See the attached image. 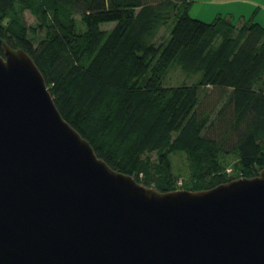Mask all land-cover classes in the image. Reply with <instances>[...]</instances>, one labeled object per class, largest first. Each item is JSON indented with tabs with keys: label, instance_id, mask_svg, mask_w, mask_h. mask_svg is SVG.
<instances>
[{
	"label": "trees",
	"instance_id": "trees-1",
	"mask_svg": "<svg viewBox=\"0 0 264 264\" xmlns=\"http://www.w3.org/2000/svg\"><path fill=\"white\" fill-rule=\"evenodd\" d=\"M191 7L0 0V54L4 44L26 51L63 117L142 185L201 191L256 177L264 169V26L207 22ZM177 153L188 162L184 175L173 167Z\"/></svg>",
	"mask_w": 264,
	"mask_h": 264
},
{
	"label": "water",
	"instance_id": "water-1",
	"mask_svg": "<svg viewBox=\"0 0 264 264\" xmlns=\"http://www.w3.org/2000/svg\"><path fill=\"white\" fill-rule=\"evenodd\" d=\"M0 264H264V169L159 192L98 157L23 49L0 54Z\"/></svg>",
	"mask_w": 264,
	"mask_h": 264
},
{
	"label": "crops",
	"instance_id": "crops-1",
	"mask_svg": "<svg viewBox=\"0 0 264 264\" xmlns=\"http://www.w3.org/2000/svg\"><path fill=\"white\" fill-rule=\"evenodd\" d=\"M248 0H243L247 4ZM260 4L252 1L250 5L254 9L248 13L242 10V6L235 0H192L190 14L193 17H198L201 20L211 22L219 16H225L229 19L239 17V23L245 22L248 19L255 20L264 26V0H258Z\"/></svg>",
	"mask_w": 264,
	"mask_h": 264
},
{
	"label": "rangeland",
	"instance_id": "rangeland-1",
	"mask_svg": "<svg viewBox=\"0 0 264 264\" xmlns=\"http://www.w3.org/2000/svg\"><path fill=\"white\" fill-rule=\"evenodd\" d=\"M242 1L243 0H235V2H239L240 3V5L242 6V10L246 11L248 13H250L254 9V6L253 5L251 6L249 2L254 1V2L260 4L258 0H248L247 4H244ZM262 11H264V7H263ZM25 17H26V20H27L28 24H32V23L36 22L35 18L29 12L25 13ZM234 21L239 22V17L234 19ZM176 80H177L176 76L174 75L173 78H172V81L176 82ZM172 161H173V167H174L175 172H179L182 175L186 174V172L188 171V168H187L188 167V162H187L186 156L183 153L173 154L172 155ZM232 161H234V159H232ZM231 168L232 167L229 168V171L231 170ZM178 186H180V182H179ZM178 190H181V189H178Z\"/></svg>",
	"mask_w": 264,
	"mask_h": 264
}]
</instances>
